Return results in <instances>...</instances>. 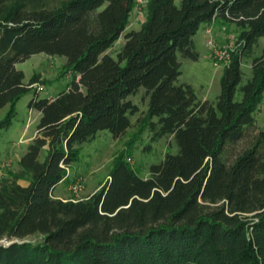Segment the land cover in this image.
Here are the masks:
<instances>
[{"label":"trees","instance_id":"trees-1","mask_svg":"<svg viewBox=\"0 0 264 264\" xmlns=\"http://www.w3.org/2000/svg\"><path fill=\"white\" fill-rule=\"evenodd\" d=\"M138 0H0V130L33 90L17 64L37 53L67 59L73 72L55 97L35 94L36 135L17 171L0 179V264H264V0H144L147 17L106 51L129 24ZM220 20L239 29L214 101L180 83V56L197 61L200 27ZM252 57L244 81L243 58ZM137 120L153 142L172 136L177 152L143 177L125 151L109 180L80 199L54 195L100 131L119 138ZM137 136V133L136 135ZM25 180L26 185L19 181ZM38 236L37 240L32 237Z\"/></svg>","mask_w":264,"mask_h":264},{"label":"rangeland","instance_id":"rangeland-1","mask_svg":"<svg viewBox=\"0 0 264 264\" xmlns=\"http://www.w3.org/2000/svg\"><path fill=\"white\" fill-rule=\"evenodd\" d=\"M178 3L180 0H176ZM147 17V6L144 0H138L134 7L129 24L120 38L109 48L106 53L116 56L121 46L125 43V34L128 31L139 29ZM212 27L216 45L222 51L217 53L208 43L207 28ZM240 29L235 24H225L215 20L201 26L195 36L200 58L195 61L180 56L182 74L180 83H191L198 98L214 101L220 93V79L224 67L229 63L232 52L238 47L237 37ZM264 37L255 47L254 55L262 52ZM225 51V52H223ZM67 59L60 55L37 53L24 62L17 64L26 75V82L38 75L39 81L33 84V90L24 95L16 103L17 115L8 129L0 130V179L7 177L9 171H17L18 158L22 156L28 145L36 135L40 112L29 107V102L35 94L40 97H55L59 92L69 87L73 72L66 71ZM242 69L244 81L252 74V57L243 58ZM130 99L139 106V112L132 116L133 126L127 133L119 138L113 137L109 130L100 131L92 140L79 146V159L67 170V177L55 190L54 195L68 199L84 198L98 191L108 180L114 157L121 151L127 153L128 161L143 177H148L150 166L158 163L168 152L175 153L178 148L172 136H166L153 142L147 131H140L137 120L144 117L147 111L148 99L145 89L142 88ZM7 112V107L0 110V119ZM256 127L264 128V97L259 109L255 113ZM137 133V136H135ZM82 187L73 188L77 181ZM26 184L25 180H20ZM39 237H32L37 240Z\"/></svg>","mask_w":264,"mask_h":264},{"label":"built area","instance_id":"built-area-1","mask_svg":"<svg viewBox=\"0 0 264 264\" xmlns=\"http://www.w3.org/2000/svg\"><path fill=\"white\" fill-rule=\"evenodd\" d=\"M207 37H208V41H207V43L217 52V53H220L221 51H222V49L218 46V45H216V43H215V40H214V35H213V29H212V27H208L207 28ZM223 52H225V51H223ZM230 62V61H229ZM82 187V184H81V181L79 180V181H77L74 185H73V188L75 189V190H78V189H80Z\"/></svg>","mask_w":264,"mask_h":264},{"label":"water","instance_id":"water-1","mask_svg":"<svg viewBox=\"0 0 264 264\" xmlns=\"http://www.w3.org/2000/svg\"><path fill=\"white\" fill-rule=\"evenodd\" d=\"M16 241H18V240H17V239H15V240L3 239V240L0 241V246H1L2 244H6V245H8V244H11V243L16 242Z\"/></svg>","mask_w":264,"mask_h":264},{"label":"crops","instance_id":"crops-1","mask_svg":"<svg viewBox=\"0 0 264 264\" xmlns=\"http://www.w3.org/2000/svg\"><path fill=\"white\" fill-rule=\"evenodd\" d=\"M206 25H207V24L202 25V26L205 27ZM194 39H195V38H194ZM195 42H196V40H195ZM196 45H197V44H196ZM20 157H21V156H19L18 161H19ZM19 182H20V181H19ZM20 183H21V182H20ZM61 183H62V182H60L59 184H61ZM21 184H23V183H21ZM59 184H58V185H59ZM23 185H26V184H23ZM58 185H57V186H58ZM56 188H57V187H56ZM56 188H55V190H56ZM55 190H54V193H55ZM55 197H57V198H61V199H64V200H65V199H68V198H64L63 196H60V195H55Z\"/></svg>","mask_w":264,"mask_h":264}]
</instances>
